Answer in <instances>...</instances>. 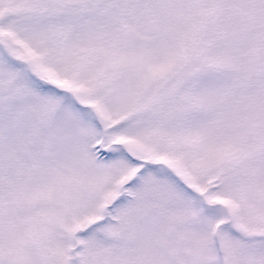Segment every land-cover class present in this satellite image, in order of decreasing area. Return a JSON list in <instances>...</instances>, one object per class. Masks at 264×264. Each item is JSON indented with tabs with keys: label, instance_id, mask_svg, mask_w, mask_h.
Returning a JSON list of instances; mask_svg holds the SVG:
<instances>
[{
	"label": "snow or ice",
	"instance_id": "1",
	"mask_svg": "<svg viewBox=\"0 0 264 264\" xmlns=\"http://www.w3.org/2000/svg\"><path fill=\"white\" fill-rule=\"evenodd\" d=\"M0 264H264V0H0Z\"/></svg>",
	"mask_w": 264,
	"mask_h": 264
}]
</instances>
